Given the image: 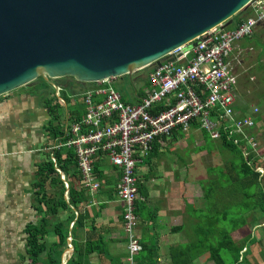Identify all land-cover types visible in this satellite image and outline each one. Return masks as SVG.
Returning <instances> with one entry per match:
<instances>
[{
    "label": "built area",
    "instance_id": "built-area-1",
    "mask_svg": "<svg viewBox=\"0 0 264 264\" xmlns=\"http://www.w3.org/2000/svg\"><path fill=\"white\" fill-rule=\"evenodd\" d=\"M248 6L250 15L236 27H214L170 51L160 65L148 66L147 86L136 103L125 101L109 79L93 82L80 93L84 108L80 119L65 117L64 134L47 147L74 150L89 190L99 187L93 170L97 156L106 157L119 170L115 191L124 207L127 264H134L141 249L136 233V166L159 137L176 128L186 131L198 126L210 139L225 137L241 147L244 156L253 152L262 159L256 137L248 133L255 127L253 116L236 114L238 79L229 60L234 43L264 24V0H252ZM59 90L58 86L57 94ZM258 112L253 106L252 113ZM256 170L264 173L262 166Z\"/></svg>",
    "mask_w": 264,
    "mask_h": 264
},
{
    "label": "water",
    "instance_id": "water-1",
    "mask_svg": "<svg viewBox=\"0 0 264 264\" xmlns=\"http://www.w3.org/2000/svg\"><path fill=\"white\" fill-rule=\"evenodd\" d=\"M251 1L0 0V96L38 77L56 92L53 79L93 83L158 66ZM67 244L61 264L73 250L70 234Z\"/></svg>",
    "mask_w": 264,
    "mask_h": 264
},
{
    "label": "crops",
    "instance_id": "crops-1",
    "mask_svg": "<svg viewBox=\"0 0 264 264\" xmlns=\"http://www.w3.org/2000/svg\"><path fill=\"white\" fill-rule=\"evenodd\" d=\"M250 48L233 45L229 56L233 67L234 63L239 68L245 64L244 56L250 55L244 52ZM234 72L238 79L237 70ZM87 87L86 84L84 88ZM134 94V102L130 103L138 102L142 93L136 91ZM242 107V104L235 107L238 116L243 114ZM67 111L63 106L59 109L62 125L64 118L68 117ZM48 117L41 97L33 92L0 96V237L22 238V257L26 255L25 227L37 219L33 207L32 181L36 165L42 160V146L48 142L44 131ZM174 130L176 133L174 131L168 136L159 137L155 142L156 148L152 146L149 154L136 166L139 192L135 210L136 233L141 249L135 258L143 253L148 256L141 264H170L171 247L175 244L183 245L189 240V230L184 227L174 231L172 227L184 226L190 219L189 207L195 204L191 197H202L203 201L200 185L190 181L187 170L191 159H183L184 149L181 150L180 142L192 138L198 141L196 148L202 153H209L210 144L204 138V130L198 126L186 130L189 131L187 133L181 128ZM180 131L182 135H179ZM175 135L178 138L175 139ZM253 135L259 141L258 134ZM260 155L263 153L260 152ZM261 158L264 160V157ZM94 162L98 167L94 174L99 187L96 190L88 189L83 209L88 214V238L94 244L105 245L107 255L90 252L84 259L86 264H124L127 263V242L122 221L124 207L115 191L119 170L104 156H97ZM194 261V264H213L207 261L205 255Z\"/></svg>",
    "mask_w": 264,
    "mask_h": 264
},
{
    "label": "trees",
    "instance_id": "trees-1",
    "mask_svg": "<svg viewBox=\"0 0 264 264\" xmlns=\"http://www.w3.org/2000/svg\"><path fill=\"white\" fill-rule=\"evenodd\" d=\"M249 15L250 10L247 6L232 16L222 27L234 28ZM117 78L109 79L110 83L112 84ZM33 83L35 84L31 89L32 92L43 88L52 89V85L42 77L36 78ZM82 84L90 86L93 83ZM48 94L50 92L44 93L43 99L41 98L49 116L44 126L48 142L42 146L45 158L37 163L32 181L33 207L37 219L25 227L26 255L23 258L27 260L26 264H61V254L67 248V237L70 234L73 254L67 259L66 264H86L84 256L87 253L97 252L106 256L107 252L105 245L94 244V241L87 236L88 214L83 208L89 192L83 184L74 150L65 147L47 149L56 138L59 139L64 134L59 112L62 104L54 95L47 96ZM60 97L65 100L63 96ZM243 108L244 106L241 108L242 111ZM67 110L70 120H79L84 112L82 105ZM174 131L176 133V130H172V133ZM251 131L252 129L248 133L253 135ZM182 134L183 132L180 131L179 135ZM203 134L206 141H214L206 131H203ZM176 138L178 136L175 135ZM155 142L153 149L156 148ZM216 143L220 149L229 151L230 156L224 166L209 168L207 170L210 174L209 178L199 181L203 191L202 204L190 205L189 240L183 245L175 244L171 247L170 264H194V260L204 254H207V261L213 264H250L248 255L257 246L262 248V241L253 230L258 227L264 228V225H261L264 223L262 187L264 173L261 175L256 170L257 166L264 168V160L253 152L244 156L241 147L226 140L225 137H221ZM58 168L68 182V188L61 179ZM97 169V164L94 162L93 170ZM66 189L67 199L64 197ZM246 225L252 230L240 239H231L230 236L234 231ZM183 228L182 225L172 227L174 231ZM197 251H199L198 255ZM147 257L146 253L141 254L139 258L134 257V263L141 264Z\"/></svg>",
    "mask_w": 264,
    "mask_h": 264
},
{
    "label": "rangeland",
    "instance_id": "rangeland-1",
    "mask_svg": "<svg viewBox=\"0 0 264 264\" xmlns=\"http://www.w3.org/2000/svg\"><path fill=\"white\" fill-rule=\"evenodd\" d=\"M234 46L251 47L248 51L244 52L250 56H244V60L246 62H244L245 64L241 68L238 66L236 67L234 63L233 70H237L239 75L235 107H240L242 104L244 106L243 112L249 113L253 116L255 120V127L253 128L252 133L255 135L258 134L259 141L257 142L259 144V150L261 154L263 153L261 157H264V26L256 27L250 36L240 39L234 43ZM254 56L259 59L256 60ZM148 70L149 67H146L133 72L131 76L125 75L118 77L117 79H114L110 85L122 95L123 99L129 102H134V93L147 86V74L145 78L141 77V75L146 73ZM53 81L60 87L58 94L55 92L53 86V90L51 88H47V90L46 88H43L37 92H34L35 90H33V93L39 95L43 99L44 93L50 92L47 96L54 95L62 106L66 107V109L77 108L82 105L80 93L85 89L84 84L70 76L53 79ZM34 84L35 83L32 81L31 83L10 91L9 93L32 92L31 89ZM60 95L63 96L65 100H63ZM3 96L5 97L7 94ZM253 106L259 110L257 114L252 113ZM187 132L189 131H186V133ZM189 140L190 141L186 142L181 141L180 147L181 150L184 149L183 159H187L189 157L191 159L190 168L187 170L191 183L199 184L200 180L209 178L210 174L207 171L209 168L224 166L230 156V152L220 149L215 140L213 142L210 140L208 144L211 145V152L202 153L197 151L196 146L198 141H193L192 138ZM40 157L44 159V153H41ZM262 182V187L264 189V180ZM192 200L195 202V205L201 206L202 197L199 199L191 197V201ZM189 220L184 224L186 230H189ZM261 225H264V223ZM251 230L252 228L249 225H246L239 230L234 231L230 237L233 240H237ZM263 230L264 228L261 227L253 230V233L255 232L256 236L258 235L261 239L262 248L260 249L257 246L253 252L248 255V261L250 264H264V233L262 235L260 233V231ZM21 242L22 238L19 237H0V264H26L27 260L22 257L23 248L21 246ZM198 253L199 251L196 252L197 255ZM204 255L207 258V254ZM196 262L198 263V261Z\"/></svg>",
    "mask_w": 264,
    "mask_h": 264
},
{
    "label": "flooded vegetation",
    "instance_id": "flooded-vegetation-1",
    "mask_svg": "<svg viewBox=\"0 0 264 264\" xmlns=\"http://www.w3.org/2000/svg\"><path fill=\"white\" fill-rule=\"evenodd\" d=\"M146 74H147V72L144 73V74H142L141 77L145 78L146 77ZM66 81H68V80H66Z\"/></svg>",
    "mask_w": 264,
    "mask_h": 264
}]
</instances>
